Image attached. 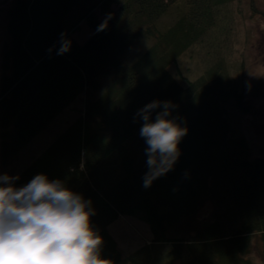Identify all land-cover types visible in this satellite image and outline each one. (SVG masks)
<instances>
[{"label":"trees","instance_id":"obj_1","mask_svg":"<svg viewBox=\"0 0 264 264\" xmlns=\"http://www.w3.org/2000/svg\"><path fill=\"white\" fill-rule=\"evenodd\" d=\"M239 1L15 0L9 9L2 163L14 160L84 95L79 118L14 186L44 174L91 200L102 259L123 264L109 228L130 217L148 225L153 238L132 264H264V157L253 154L237 123L250 111L245 89L222 61L195 80L179 69L221 10ZM173 7L178 18L166 27L162 22ZM97 11L107 20L100 32ZM82 23L93 33L84 45L73 38ZM61 33L71 49L57 55ZM140 43L149 46L135 58L131 50ZM153 101H171L170 118L188 132L173 169L146 188L147 146L136 113Z\"/></svg>","mask_w":264,"mask_h":264},{"label":"clouds","instance_id":"obj_2","mask_svg":"<svg viewBox=\"0 0 264 264\" xmlns=\"http://www.w3.org/2000/svg\"><path fill=\"white\" fill-rule=\"evenodd\" d=\"M106 27L107 20L97 31ZM59 43L57 55L70 51L67 33H61ZM175 107L171 101H153L136 113L143 121L139 135L147 146L146 188L179 159L178 144L188 129L177 123L178 118H170ZM158 108L163 110L156 112ZM19 179L0 175V264H113L101 258L103 238L90 222L96 214L91 200L44 174L17 188Z\"/></svg>","mask_w":264,"mask_h":264},{"label":"rangeland","instance_id":"obj_3","mask_svg":"<svg viewBox=\"0 0 264 264\" xmlns=\"http://www.w3.org/2000/svg\"><path fill=\"white\" fill-rule=\"evenodd\" d=\"M14 1L0 0V95L4 52L10 44L7 13ZM111 9L117 10L118 4ZM178 11L177 7L171 8L162 24L171 26L178 18ZM96 14L101 22L105 21L100 11ZM92 34L82 23L73 38L84 45ZM147 46L148 43L138 44L131 50V56L138 57ZM220 61L245 89L250 111L237 123L253 154L264 157V0H253V3L252 0H240L223 8L204 40L180 59L179 69L186 78L195 80ZM171 72L176 74L175 67L171 68ZM107 84L108 81L104 82V86ZM84 108L85 96L82 95L9 164L4 165L0 155V175L19 176L79 118ZM209 211L208 206L203 210L202 217L207 216ZM109 232L121 251L123 264H132L131 258L153 239L150 228L139 218L120 217Z\"/></svg>","mask_w":264,"mask_h":264}]
</instances>
